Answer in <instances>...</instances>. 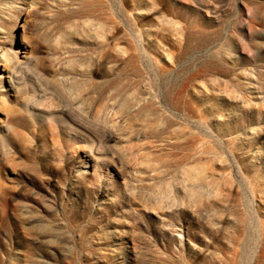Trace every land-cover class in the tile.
Returning <instances> with one entry per match:
<instances>
[{
	"label": "rangeland",
	"instance_id": "rangeland-1",
	"mask_svg": "<svg viewBox=\"0 0 264 264\" xmlns=\"http://www.w3.org/2000/svg\"><path fill=\"white\" fill-rule=\"evenodd\" d=\"M0 264H264V0H0Z\"/></svg>",
	"mask_w": 264,
	"mask_h": 264
},
{
	"label": "bare ground",
	"instance_id": "bare-ground-1",
	"mask_svg": "<svg viewBox=\"0 0 264 264\" xmlns=\"http://www.w3.org/2000/svg\"><path fill=\"white\" fill-rule=\"evenodd\" d=\"M19 67H20V65H19ZM17 73H18V68H17V70H15V72L11 75V80H15L16 78H17ZM81 121H83L82 119H81ZM84 122V121H83ZM84 127H85V129L86 130H94V131H100V130H102L103 131V129H102V127L100 126V125H95V124H92V123H88V122H86L85 124H84Z\"/></svg>",
	"mask_w": 264,
	"mask_h": 264
}]
</instances>
